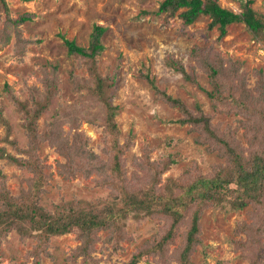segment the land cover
Segmentation results:
<instances>
[{
    "label": "rangeland",
    "instance_id": "obj_1",
    "mask_svg": "<svg viewBox=\"0 0 264 264\" xmlns=\"http://www.w3.org/2000/svg\"><path fill=\"white\" fill-rule=\"evenodd\" d=\"M161 1H0V148L14 158L24 159L25 155L19 150H25L29 141L21 127L20 108L7 97L6 91L9 88L18 102L25 103L30 92L43 90L40 80L44 66L53 64L57 67L60 84L58 96L52 99L48 110L37 122L39 131H43L44 123L59 108L63 119L66 118V107L77 105L84 110L85 91L73 92L68 79L72 68L79 78H88V74L84 66L77 65L67 55L63 39L87 48L93 26H102L106 29L101 37L104 49L97 58V67L103 76L106 73L112 75L116 70L112 103L117 109L115 120L119 141L122 144L129 135L132 143L122 155L127 182L139 186L148 180L149 175L139 169V164L145 159V151H148L151 162L171 161L161 176V184L166 178L177 177L193 164L208 172L211 164L221 162L205 147L195 144L196 134H189L187 126L171 123L179 119L180 114L157 101L153 90L140 75L148 69L149 78L157 88L182 101L191 110L200 105L221 130L227 126L234 128L241 117L214 112L196 85L188 83L180 73L168 67V58L181 60L187 73L193 68L199 86L205 88L208 87L207 73L191 56L193 51L202 61H220L227 68L234 63L239 67V76L247 80V88L256 90L259 72L264 81V41L254 40L242 23L228 25L225 35L220 37L217 27L208 29L210 20L206 17H200L184 28L177 17L166 20L164 16L149 14L157 10ZM249 1H252L251 8L256 13L264 14V0ZM244 2L218 0L222 8L234 14L241 13ZM28 17L29 20L20 22ZM89 110L96 113L98 109ZM69 129V121L64 122V133ZM79 131L88 139L87 147L105 160L102 128L83 122ZM7 132L8 141H16V147L3 141ZM236 137L244 149L248 148L242 129H238ZM35 155L46 165L44 171L52 174L39 196V203L46 210L53 212L61 202L72 200L94 203L111 193L112 189L99 186V175L85 177L78 173L68 179L58 175L59 165L64 164L65 159L47 142L37 146ZM30 178L32 175L25 169L8 160H0V185L5 186L10 196L16 197L25 191ZM249 211V207L228 213L214 208L205 209L199 221L198 238L202 245H198L189 256V264H250L242 257L241 251H233L228 243L233 238L235 223L239 220L248 222ZM120 223L124 237L117 244L110 239L107 230L98 231V239L83 257L76 250L80 245L88 246L93 237L91 242H83L73 231L50 237L42 246L45 248L41 249L38 245L42 244L35 237L37 232H31L28 225H24L25 231L11 229L6 234L0 228V264H128L132 255L143 252L149 241L155 238L159 241L165 230L159 219L135 220L129 217ZM185 231V228L180 230V236L167 245L163 254L156 257L143 255L138 264H177L175 261Z\"/></svg>",
    "mask_w": 264,
    "mask_h": 264
},
{
    "label": "trees",
    "instance_id": "obj_2",
    "mask_svg": "<svg viewBox=\"0 0 264 264\" xmlns=\"http://www.w3.org/2000/svg\"><path fill=\"white\" fill-rule=\"evenodd\" d=\"M244 1L239 14L222 8L218 0H162L157 10L149 14L164 16L163 19L166 20L177 17L184 28L195 23L198 18L206 17L210 20L208 29L217 27L220 37L225 35L228 25L242 23L254 40L264 41V14H258L251 8L252 1ZM27 20L29 17L22 18L20 22ZM105 31L102 26H93L87 48L79 47L62 37L67 55L77 65L80 63L84 66L88 74V78H79L72 68L68 79L73 92L85 91L84 97L87 100L84 110L77 105L66 107L64 117L67 119H63L59 108L44 123L43 131H39L37 122L40 116L59 94L58 70L53 64L41 68L40 81L44 88L41 92H30L25 103L18 102L7 89V97L20 108L21 127L24 128L29 143L25 150H19L25 155L24 159L14 158L4 148H0V160H8L25 169L32 178L28 180L27 189L16 197L10 196L5 186L0 185L1 232L6 234L11 229L22 232L26 230L24 225H28L31 232H37L35 237L42 244L38 245L41 249L50 237L73 231L83 242H91L93 237L88 246L80 245L77 248L76 252L83 257L85 252L91 251L92 244L98 239V231L107 230L110 239L117 244L124 237L120 223L122 220L129 217L135 220L159 219L165 227L159 241L156 238L149 241L143 252L132 255L128 264H138L146 254L153 257L163 254L167 245L173 243L184 228L186 231L175 262L189 264V256L198 245H202L198 238L199 221L205 209L214 208L228 213L249 207L251 211L247 214L248 222L239 220L235 223L233 238L228 243L233 251H241L242 257L250 264H261L264 260L263 76L259 72L256 80L258 88L249 89L247 80L239 76V67L234 63V67L227 68L220 61H202L193 51L191 56L201 63L202 70L207 73L208 87L205 88L199 86L193 68L187 73L181 60L168 58V67L180 73L188 83L196 85L214 112L241 117L234 128L227 126L221 130L220 125L213 124V117L204 113L200 105L191 110L182 101L157 88L146 69L140 78L153 90L156 100L180 114V118L171 123L187 126L189 134H196L195 144L205 147L208 153L215 154L221 162L211 164L208 172L199 170L193 164L177 177L166 178L161 184V176L169 168L171 161L151 162L148 151H145V159L139 164V169L145 171L149 178L142 185L135 186L125 178L122 158L132 145L131 136L128 135L120 144L115 120L117 109L112 103L116 70L112 75L106 73L103 76L97 67V58L104 49L101 37ZM92 108L98 109L96 113L90 112L89 109ZM67 121L70 129L64 133L63 125ZM83 122L102 128V152L106 155L105 160H101L87 147L88 139L79 131ZM238 129L244 131L249 145L246 149L236 137ZM8 134L7 132L3 141L16 147V141H8ZM44 142L65 159V163L59 165L58 175L64 179L75 177L78 173L85 177L90 174L99 175V186L112 189L109 196L94 203L78 200L61 202L59 206H55V211L46 210L39 203V196L51 180L52 174L44 171L46 165L35 155L37 146Z\"/></svg>",
    "mask_w": 264,
    "mask_h": 264
}]
</instances>
